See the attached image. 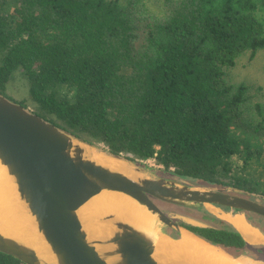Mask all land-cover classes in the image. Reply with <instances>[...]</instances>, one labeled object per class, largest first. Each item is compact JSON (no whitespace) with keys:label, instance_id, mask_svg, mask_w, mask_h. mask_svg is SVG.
Masks as SVG:
<instances>
[{"label":"trees","instance_id":"obj_1","mask_svg":"<svg viewBox=\"0 0 264 264\" xmlns=\"http://www.w3.org/2000/svg\"><path fill=\"white\" fill-rule=\"evenodd\" d=\"M148 2L0 0V93L19 75L35 114L89 143L264 194V104L227 82L264 49V0H159L154 14ZM192 231L246 244L229 226Z\"/></svg>","mask_w":264,"mask_h":264},{"label":"water","instance_id":"obj_2","mask_svg":"<svg viewBox=\"0 0 264 264\" xmlns=\"http://www.w3.org/2000/svg\"><path fill=\"white\" fill-rule=\"evenodd\" d=\"M0 166L40 245L38 251L30 241L5 231L0 217V253L22 264H193L164 263L154 255L159 238L177 242L184 232L236 259L227 249L174 225L160 208L177 205L199 210L225 223L244 241L225 217L241 215L247 222L246 216L253 214L264 219V205L233 193L261 199L264 196L211 186L198 179H180L172 172L148 168L129 155L114 154L71 134L1 93ZM101 193L126 197L145 216L128 221L113 210L101 211L86 220L109 230L91 237L78 211ZM157 222L175 229L177 236L161 232Z\"/></svg>","mask_w":264,"mask_h":264},{"label":"bare ground","instance_id":"obj_3","mask_svg":"<svg viewBox=\"0 0 264 264\" xmlns=\"http://www.w3.org/2000/svg\"><path fill=\"white\" fill-rule=\"evenodd\" d=\"M96 158L112 168L127 173L122 167L117 166L102 157ZM108 210L115 211L118 216L128 221L141 220V218L145 216L142 210L126 197L114 193H101L89 200L78 211V215L85 221V227L91 237L102 234L103 232L106 233L109 228L94 221L89 223L86 219L95 216L101 211ZM213 212L216 214L215 211ZM0 217L4 220L5 231L30 241L38 251L40 250L39 242L34 240L33 225L28 221L27 216L15 201L12 188L4 176V170L1 166ZM225 220L230 224H233L249 244H259L264 242L263 236L256 229L252 228L241 215H228L225 217ZM156 243L157 245L154 255L164 263L191 262L193 264H249L246 259H232L221 250L210 247L202 241L191 237L189 234L187 235L185 232L177 242L169 243L166 240L159 238Z\"/></svg>","mask_w":264,"mask_h":264},{"label":"flooded vegetation","instance_id":"obj_4","mask_svg":"<svg viewBox=\"0 0 264 264\" xmlns=\"http://www.w3.org/2000/svg\"><path fill=\"white\" fill-rule=\"evenodd\" d=\"M181 179V178H180ZM235 188V187H233ZM239 189V188H238ZM243 190V189H240ZM246 191V190H244ZM250 194H256L264 196V194L259 192H249ZM237 196L251 200L252 202L259 203L264 205V199L252 196H245L241 194L233 193ZM161 212L176 226L188 230L189 232L195 234L199 238V235L192 231V228H210V229H227L225 223L221 222L219 219H216L211 216H207L203 212L190 209L186 207H181L177 205H166L164 208H160ZM225 213L229 211L226 208H221ZM229 214H233L230 213ZM247 222L254 227L264 238V219L256 215L251 214L250 217H247ZM158 229L165 233L168 236L175 237L177 236V231L173 228L167 227L160 222H157ZM203 239V238H201ZM204 240V239H203ZM224 249L230 251V254L235 258L246 259L249 264H264V244H244L241 247L235 246H224Z\"/></svg>","mask_w":264,"mask_h":264},{"label":"rangeland","instance_id":"obj_5","mask_svg":"<svg viewBox=\"0 0 264 264\" xmlns=\"http://www.w3.org/2000/svg\"><path fill=\"white\" fill-rule=\"evenodd\" d=\"M119 1L123 2V0ZM157 6H159V0L154 3L153 0H149L146 6L148 13L157 12ZM227 82L232 85L244 84L248 88V95L251 96V104L257 102L264 104V49L256 52L252 58L249 54L241 57L236 66L228 71ZM6 94L14 101H25L28 104L27 108L32 110L28 102L27 85L19 75H16L8 84ZM141 163L151 169H163L153 159Z\"/></svg>","mask_w":264,"mask_h":264}]
</instances>
